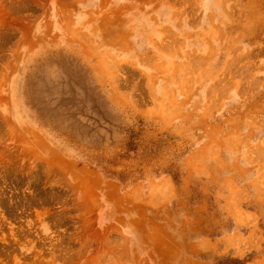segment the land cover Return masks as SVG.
<instances>
[{"label": "rangeland", "instance_id": "rangeland-1", "mask_svg": "<svg viewBox=\"0 0 264 264\" xmlns=\"http://www.w3.org/2000/svg\"><path fill=\"white\" fill-rule=\"evenodd\" d=\"M264 264V0H0V264Z\"/></svg>", "mask_w": 264, "mask_h": 264}, {"label": "trees", "instance_id": "trees-1", "mask_svg": "<svg viewBox=\"0 0 264 264\" xmlns=\"http://www.w3.org/2000/svg\"><path fill=\"white\" fill-rule=\"evenodd\" d=\"M230 264H240V262L238 260H232L230 261Z\"/></svg>", "mask_w": 264, "mask_h": 264}]
</instances>
